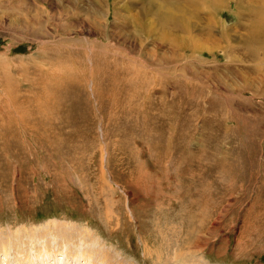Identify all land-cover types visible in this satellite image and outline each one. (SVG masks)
I'll use <instances>...</instances> for the list:
<instances>
[{"label": "rangeland", "instance_id": "obj_1", "mask_svg": "<svg viewBox=\"0 0 264 264\" xmlns=\"http://www.w3.org/2000/svg\"><path fill=\"white\" fill-rule=\"evenodd\" d=\"M194 1L0 0V264H264L263 0Z\"/></svg>", "mask_w": 264, "mask_h": 264}, {"label": "bare ground", "instance_id": "obj_2", "mask_svg": "<svg viewBox=\"0 0 264 264\" xmlns=\"http://www.w3.org/2000/svg\"><path fill=\"white\" fill-rule=\"evenodd\" d=\"M262 1V0H261ZM192 2L194 3V4H197V2L196 1H194V0H192ZM255 4V3H254ZM254 4H252V5H254ZM255 6V5H254ZM250 10H251V8H250ZM253 12V11H252ZM257 14L255 15V18L253 19L254 21H253V27H263L264 28V0H263V2L257 7V11H255ZM252 14V13H251ZM251 26V25H250ZM260 30H262L261 28L259 29L258 28V30L255 28L253 31H255V32H257L256 33V36H257V34H258V31H260ZM253 31L251 32V34H253ZM249 32V33H250ZM262 32V31H261ZM262 34V33H261ZM255 35V34H254ZM258 36H259V34H258ZM258 36H257V38H258ZM250 39H253V37L252 38H250ZM259 39H261L260 37H259ZM253 40H255V39H253ZM248 41V40H247ZM256 41H257V39H256ZM255 41V42H256ZM257 51V50H256ZM262 80V79H261Z\"/></svg>", "mask_w": 264, "mask_h": 264}]
</instances>
